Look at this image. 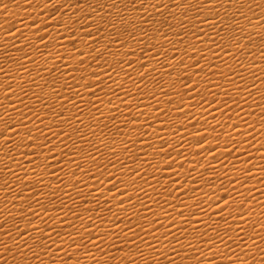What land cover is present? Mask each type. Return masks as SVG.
Returning a JSON list of instances; mask_svg holds the SVG:
<instances>
[{"label":"bare ground","instance_id":"1","mask_svg":"<svg viewBox=\"0 0 264 264\" xmlns=\"http://www.w3.org/2000/svg\"><path fill=\"white\" fill-rule=\"evenodd\" d=\"M0 264H264V0H0Z\"/></svg>","mask_w":264,"mask_h":264},{"label":"snow or ice","instance_id":"2","mask_svg":"<svg viewBox=\"0 0 264 264\" xmlns=\"http://www.w3.org/2000/svg\"><path fill=\"white\" fill-rule=\"evenodd\" d=\"M241 15H243V14L241 13ZM221 24L223 25V21H221ZM181 27H183V25H181ZM223 27H224V29H227V25H223ZM213 31H215V28H213ZM217 35H219V34H217ZM232 39H233L232 34L226 32L225 36H220L219 40L214 41V43H216L217 47H222V46H225V40L231 41ZM38 203H39V201H38ZM225 206H227V205H225ZM34 231H40L43 234L42 229H34ZM141 242L143 243V240H141ZM221 242H223V241H221ZM25 247H27V245H25ZM148 247H152V246L148 245ZM189 247H191V245H189ZM153 250H155V249H153ZM29 251H31V248H29ZM33 255L36 256L37 259H39V256L36 255V253H33Z\"/></svg>","mask_w":264,"mask_h":264}]
</instances>
